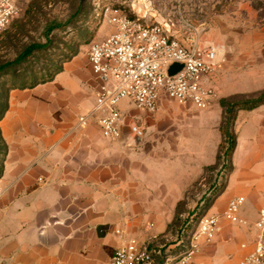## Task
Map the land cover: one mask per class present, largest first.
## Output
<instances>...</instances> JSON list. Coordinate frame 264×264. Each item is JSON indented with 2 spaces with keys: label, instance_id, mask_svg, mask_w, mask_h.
<instances>
[{
  "label": "crops",
  "instance_id": "1",
  "mask_svg": "<svg viewBox=\"0 0 264 264\" xmlns=\"http://www.w3.org/2000/svg\"><path fill=\"white\" fill-rule=\"evenodd\" d=\"M97 87L89 60L83 68L74 58L52 81L10 92L0 122L8 144L0 178V264H105L126 235L144 241L166 233L178 201L203 173V153L174 163L171 153L161 158L143 153L145 136L135 139L127 127L110 140L94 119L77 125L78 116L92 109ZM214 113L221 123L222 108ZM235 130L234 169L213 209L225 208L238 195L264 197L251 165L244 164L239 181L235 165L242 142L255 137L260 147L243 155L264 167V105L240 110ZM257 215V208L243 205V218L252 223ZM227 224L221 223L211 246L201 245L194 263L239 264L252 248L241 244L251 242L253 227L234 231ZM234 232L244 239L240 244L233 245Z\"/></svg>",
  "mask_w": 264,
  "mask_h": 264
},
{
  "label": "rangeland",
  "instance_id": "2",
  "mask_svg": "<svg viewBox=\"0 0 264 264\" xmlns=\"http://www.w3.org/2000/svg\"><path fill=\"white\" fill-rule=\"evenodd\" d=\"M107 7H118L126 14L140 16L150 23L160 22L187 44L198 42L202 47H216L215 68L204 82L215 92L207 108L198 109L164 98L156 112L132 107L126 117L127 124L135 121L144 128V142L139 145L143 153L157 158L171 153L173 162L180 163L181 157L199 152L204 156V168L214 164L222 140L219 115L214 113L217 108L221 110L220 99L233 94H255L264 89V0H21L11 24L0 31V64L16 58L30 43L48 39L51 43L0 76V112L5 94L13 84H20L31 75L51 71L71 49L76 48L79 52L70 61L75 58V64L88 68L90 44L103 40L112 32L105 16ZM53 23L59 25L47 37V28ZM122 106L126 105L123 103ZM209 111L211 114L207 115ZM251 138L253 140L242 142L235 159L236 180L247 162L251 165L252 176L263 182L264 191V167L257 160L248 162L243 155L260 147V142ZM2 157L0 146V160ZM226 178L225 167L203 169L200 177L187 188L182 198L184 203L179 207L176 205L170 229L164 234L147 236L144 241L152 242L161 252L176 254L186 249L188 235L196 227L198 218L207 212L224 210L213 209L216 201L211 206L208 201L214 198L215 191ZM248 204L253 210H259L264 197L248 195L244 205ZM223 221L234 231L242 228L226 219H221V223ZM232 235L238 239H232L233 245L244 240H239L235 232ZM216 237L203 245L211 246ZM221 255L225 260L233 258L227 252Z\"/></svg>",
  "mask_w": 264,
  "mask_h": 264
},
{
  "label": "built area",
  "instance_id": "3",
  "mask_svg": "<svg viewBox=\"0 0 264 264\" xmlns=\"http://www.w3.org/2000/svg\"><path fill=\"white\" fill-rule=\"evenodd\" d=\"M21 0H0V31L5 30L19 10ZM105 16L112 32L103 40L90 44L88 60L98 81L92 109L78 116L79 126L91 119L97 121L104 138L117 140L124 127L136 139L145 136L144 128L135 121L126 123L131 108L156 112L164 98L181 105L207 108L215 92L204 78L216 65V47H202L198 42L185 43L160 22H147L130 16L118 7H107ZM173 63L182 68L169 73ZM126 106L123 107L122 104ZM245 197L231 198L222 212H207L188 235L186 249L180 253L161 252L152 242L126 235L105 264H201L193 258L205 242L212 241L221 229V219L238 225H252L251 242L241 247L252 248L239 264H264V204L257 218L250 223L241 216Z\"/></svg>",
  "mask_w": 264,
  "mask_h": 264
},
{
  "label": "trees",
  "instance_id": "4",
  "mask_svg": "<svg viewBox=\"0 0 264 264\" xmlns=\"http://www.w3.org/2000/svg\"><path fill=\"white\" fill-rule=\"evenodd\" d=\"M58 25H59L58 23H53L49 25L46 31V36L48 37L49 33ZM50 43L51 41L50 39H48L46 42H33L28 44L23 49V51L19 53V55L16 58H14L13 60L5 61L0 64V76L6 73L5 71L8 68H12L14 65L20 64L21 62L26 60L35 51L48 48ZM78 52L79 51L76 48L71 49L69 53L63 54L64 58L61 61V63L55 64L54 68L51 71H48L46 73H41L39 75H31L30 77L27 78V80L24 79L20 84H13V86L10 87L5 94L4 102L2 105L3 109L0 112V122L8 110L9 96L11 90L17 88L31 89L40 84L52 81L58 73L64 70V64L70 61L73 57H75L78 54ZM219 102L222 108V118L219 127V130L222 135V140L218 146L215 163L206 166L204 170L206 171V170L216 169L219 166L225 167L227 171V178L215 191L214 198L208 201V206L213 205L216 199L225 191L228 185L229 176L234 169L233 154L237 147V138H238L237 132L235 130V123L238 116V112L240 110H253L261 105H264V89L255 94H233L221 98ZM0 146L3 149V157L0 160V178H1L4 173L5 161L8 154V144L3 137L1 127H0ZM183 203H184V199L178 201L177 207H179ZM203 215L204 214H202L201 216ZM173 222L174 221H172L169 224L168 230L172 226Z\"/></svg>",
  "mask_w": 264,
  "mask_h": 264
},
{
  "label": "water",
  "instance_id": "5",
  "mask_svg": "<svg viewBox=\"0 0 264 264\" xmlns=\"http://www.w3.org/2000/svg\"><path fill=\"white\" fill-rule=\"evenodd\" d=\"M182 68V64H179V63H173L171 66H170V69H169V73H174L175 71H178Z\"/></svg>",
  "mask_w": 264,
  "mask_h": 264
}]
</instances>
